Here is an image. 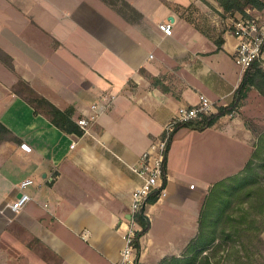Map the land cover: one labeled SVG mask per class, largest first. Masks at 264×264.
Returning a JSON list of instances; mask_svg holds the SVG:
<instances>
[{
	"label": "crops",
	"instance_id": "obj_1",
	"mask_svg": "<svg viewBox=\"0 0 264 264\" xmlns=\"http://www.w3.org/2000/svg\"><path fill=\"white\" fill-rule=\"evenodd\" d=\"M238 12L219 0H0V49L14 64L0 58V123L10 131L0 139V264H118L142 154L180 105L234 99L245 71L227 18ZM168 20L171 35L159 26ZM19 77L74 108L75 121L105 94L116 99L88 131L66 132L13 90ZM249 121L264 123L255 87L212 127L173 134L141 263L181 256L213 184L251 165L260 148ZM27 178L32 199L13 212Z\"/></svg>",
	"mask_w": 264,
	"mask_h": 264
},
{
	"label": "trees",
	"instance_id": "obj_2",
	"mask_svg": "<svg viewBox=\"0 0 264 264\" xmlns=\"http://www.w3.org/2000/svg\"><path fill=\"white\" fill-rule=\"evenodd\" d=\"M219 2L231 11H240L257 8L264 10V0H219ZM6 57L7 64L14 70L12 58L0 49V58ZM258 61L254 63L256 69L245 71L242 81L236 90L233 101L228 105L218 106L215 113L209 116L192 119L177 125L175 132L181 127L190 129L205 130L216 124L221 117L239 111L247 98L249 91L255 87L264 96V66ZM13 90L30 102L37 112L47 115L52 123L66 132L82 134L83 131L74 120L75 109L62 110L46 97L39 94L24 78L19 77ZM252 130L258 132V138L254 143L264 150V128L259 127L253 121H249ZM10 136V131L0 123V139ZM172 141V140H171ZM171 144V142H170ZM170 147V146H169ZM168 152L165 158V183L167 180ZM158 199V192L152 194L148 203ZM147 205L143 206L135 216L140 226L136 232V246L138 254L141 250V237L150 229V219L146 215ZM254 228L257 232L251 233ZM264 230V156L256 169L245 166L237 173L217 181L210 188L203 203L198 233L193 238L181 256L164 258L158 264H204L208 263L211 257V249L218 250L219 247H227L226 243L246 248L245 240L254 239L263 242L262 232ZM253 236V237H252ZM250 242V243H252ZM251 245V244H250ZM137 264L141 263L137 260Z\"/></svg>",
	"mask_w": 264,
	"mask_h": 264
},
{
	"label": "built area",
	"instance_id": "obj_3",
	"mask_svg": "<svg viewBox=\"0 0 264 264\" xmlns=\"http://www.w3.org/2000/svg\"><path fill=\"white\" fill-rule=\"evenodd\" d=\"M227 33L236 39L234 61L244 71H254V63L258 61L264 66V10L248 7L245 13L238 12L227 18ZM165 34L173 33V22L168 20L160 23ZM116 99V94L107 93L98 101L93 102L87 112L76 119V123L83 132L89 130L90 125L98 120L100 115ZM218 105L205 94L199 96L198 102L191 105H180L171 120L165 126L162 134L157 137L141 156L133 170L142 177V182L136 186L132 195L131 225L124 234L125 246L121 252L118 264H137L138 249L136 246V232L140 226L135 220L139 210L147 205L149 197L158 192V198L166 195L165 158L176 127L182 122L209 116L215 113ZM24 148L30 149L27 144ZM33 179L27 178L20 184L21 192L11 203L13 212H19L32 199L25 191ZM193 186V185H192ZM139 227V228H137Z\"/></svg>",
	"mask_w": 264,
	"mask_h": 264
},
{
	"label": "rangeland",
	"instance_id": "obj_4",
	"mask_svg": "<svg viewBox=\"0 0 264 264\" xmlns=\"http://www.w3.org/2000/svg\"><path fill=\"white\" fill-rule=\"evenodd\" d=\"M8 61L6 57L2 60ZM259 128H264V123L257 125ZM264 156V150L259 149L258 154L253 157L251 162V167L256 169ZM257 232L256 228L251 232L255 234ZM253 237V236H252ZM248 240V237L245 240V244L249 243V250L246 251V248L233 244L226 243L227 247H219L218 250L211 249L209 253H211V257L208 263L204 264H264V241L258 242V240L254 239ZM264 240V239H263ZM252 242V243H250ZM251 244V245H250Z\"/></svg>",
	"mask_w": 264,
	"mask_h": 264
}]
</instances>
